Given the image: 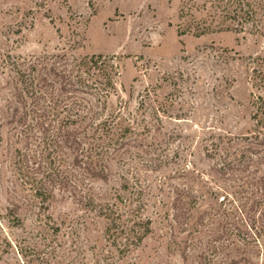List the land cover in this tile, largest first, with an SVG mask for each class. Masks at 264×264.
Masks as SVG:
<instances>
[{
    "label": "rangeland",
    "instance_id": "374dc122",
    "mask_svg": "<svg viewBox=\"0 0 264 264\" xmlns=\"http://www.w3.org/2000/svg\"><path fill=\"white\" fill-rule=\"evenodd\" d=\"M180 7V0H0V264L223 263L224 250L199 257L207 228L194 232L198 215L178 220L166 215L170 200L161 184L188 183L183 177L163 180L185 166L209 172L223 155L217 151L211 160L206 149L215 144L232 152L238 148L229 139L259 129L255 115L257 97L264 99L258 82L264 78V37L225 31L178 37V27L191 21L179 19ZM200 17L196 14L195 21ZM60 52L111 57L119 74L107 108H122L153 125L145 160L163 162L148 174L153 197L144 216L152 222L151 234L122 258L104 235L106 221L78 197L59 192L41 203L16 173L20 146L1 118L3 101L13 102L17 84L11 63ZM141 101L145 107L135 113ZM259 168L264 170V164ZM118 175L114 168L109 181L86 190L101 195L99 201L125 198ZM236 185L230 181L228 192ZM200 201L207 202L203 209L213 206L206 198L198 207ZM231 204L225 200L221 210L230 212ZM249 257L253 264H264V251L253 250Z\"/></svg>",
    "mask_w": 264,
    "mask_h": 264
},
{
    "label": "trees",
    "instance_id": "16d2710c",
    "mask_svg": "<svg viewBox=\"0 0 264 264\" xmlns=\"http://www.w3.org/2000/svg\"><path fill=\"white\" fill-rule=\"evenodd\" d=\"M180 2L179 19L191 21L184 29L178 27V37L224 31L264 37V0ZM196 14L201 17L195 21ZM11 65L17 84L13 102L3 101L1 118L20 146L15 149L17 175L33 188V196L41 203L60 196L59 192L78 197L81 205L106 221L104 235L119 257H125L151 234L152 222L144 216L153 197V179L148 174L163 162L145 160L153 125L122 108H107L119 74L111 57L44 53L19 57ZM258 82L264 86V78ZM257 100L259 129L249 137L229 139L238 149L230 152L213 144L211 150L206 149V157L214 160L219 151L223 158L218 156L209 172L203 174L190 165L163 177L164 181L179 177L188 181L161 186L167 187L170 200L166 215L175 220L198 215L199 229L194 232L200 235L201 227L207 228L201 259H206L205 251L224 250L222 264L228 260L230 264H253L249 257L253 250L264 251V170L259 168L264 164V99L258 96ZM144 107L141 101L135 113ZM114 168L119 170L120 188L127 196L99 201L101 195L86 188L109 181ZM230 181H237L233 193L228 192ZM206 198L213 206L203 209L202 203L207 202L200 201L198 207L199 199ZM225 200L233 203L230 212L221 210Z\"/></svg>",
    "mask_w": 264,
    "mask_h": 264
}]
</instances>
